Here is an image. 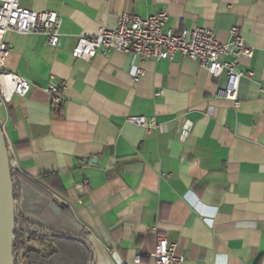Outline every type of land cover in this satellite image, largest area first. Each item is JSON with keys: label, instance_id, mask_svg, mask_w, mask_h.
<instances>
[{"label": "crops", "instance_id": "1", "mask_svg": "<svg viewBox=\"0 0 264 264\" xmlns=\"http://www.w3.org/2000/svg\"><path fill=\"white\" fill-rule=\"evenodd\" d=\"M31 11L62 18L58 48L43 36L8 34L5 70L31 90L13 95L1 122L12 147L20 135L37 154L18 161L35 182H60L64 215L24 185L23 210L37 224L89 233L96 264H153L158 239L176 244L182 264H264V0H20ZM169 16L174 33L213 30L220 42L239 28L252 58L239 68L237 104L221 97L227 80L196 62H141L123 53L89 61L72 52L80 36L115 28L125 13ZM144 76L137 82L133 68ZM64 83L53 105L49 83ZM159 94V96H157ZM131 116L155 118L146 132ZM187 131L186 135L183 134ZM27 182V181H26ZM87 182V183H86ZM66 219V222H59Z\"/></svg>", "mask_w": 264, "mask_h": 264}, {"label": "built area", "instance_id": "2", "mask_svg": "<svg viewBox=\"0 0 264 264\" xmlns=\"http://www.w3.org/2000/svg\"><path fill=\"white\" fill-rule=\"evenodd\" d=\"M169 16L160 12L142 18L125 13L117 18L115 28L99 29L93 36H80L72 56L89 61L96 55L123 53L134 56L141 62L148 60H173L176 56L191 60L204 68L213 79L226 77L227 84L221 92L225 100L237 104L239 83L242 77H253L252 72L245 74L239 68L242 57L252 58L250 48L240 34L239 28L232 27L231 39L220 42L213 30L195 28L174 33L167 28ZM62 18L56 12L31 11L21 7L20 0H0V109L4 108L13 95L25 97L31 85L23 78L5 70L11 46L7 43L8 34L36 35L46 38L52 48H58L61 40ZM132 76L137 82L144 76L141 68H133ZM64 83H49L46 92L52 103L60 106L64 102ZM264 94V90H263ZM159 96V94H157ZM128 122L142 127L146 132L156 131L160 125L156 119L145 116H131ZM187 131L183 132L186 135ZM8 152L13 172L18 170L14 159L13 147L8 143ZM87 183V182H86ZM176 244L159 238L153 264H182L184 256L177 254Z\"/></svg>", "mask_w": 264, "mask_h": 264}, {"label": "trees", "instance_id": "3", "mask_svg": "<svg viewBox=\"0 0 264 264\" xmlns=\"http://www.w3.org/2000/svg\"><path fill=\"white\" fill-rule=\"evenodd\" d=\"M10 114L20 135L19 142L13 146L14 153L20 162L31 159L37 154L33 143L24 136L23 128L14 119L11 110ZM33 175L35 170L32 167L19 169L12 174L15 206L14 264H96L89 233L85 229L74 232L64 225H41L26 216L23 210L24 185L42 192L50 205L62 214L69 215V208L51 194L56 193L62 197L66 195L68 191L62 188L60 182H42L49 191L46 192L35 182H28V176ZM61 221L66 222V219Z\"/></svg>", "mask_w": 264, "mask_h": 264}, {"label": "water", "instance_id": "4", "mask_svg": "<svg viewBox=\"0 0 264 264\" xmlns=\"http://www.w3.org/2000/svg\"><path fill=\"white\" fill-rule=\"evenodd\" d=\"M13 169L0 118V264H14L15 206Z\"/></svg>", "mask_w": 264, "mask_h": 264}, {"label": "rangeland", "instance_id": "5", "mask_svg": "<svg viewBox=\"0 0 264 264\" xmlns=\"http://www.w3.org/2000/svg\"><path fill=\"white\" fill-rule=\"evenodd\" d=\"M3 116V108L0 109V118ZM41 249V247H39Z\"/></svg>", "mask_w": 264, "mask_h": 264}]
</instances>
